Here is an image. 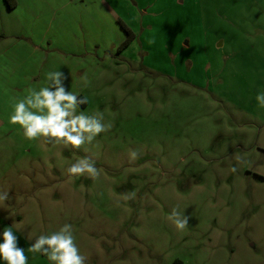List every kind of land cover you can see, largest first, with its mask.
<instances>
[{
    "label": "rangeland",
    "instance_id": "374dc122",
    "mask_svg": "<svg viewBox=\"0 0 264 264\" xmlns=\"http://www.w3.org/2000/svg\"><path fill=\"white\" fill-rule=\"evenodd\" d=\"M66 1L45 30L0 0V237L28 264H52L28 248L65 224L85 264H264V0ZM53 71L112 125L78 150L9 123ZM84 157L99 179L69 175Z\"/></svg>",
    "mask_w": 264,
    "mask_h": 264
},
{
    "label": "clouds",
    "instance_id": "9594fccd",
    "mask_svg": "<svg viewBox=\"0 0 264 264\" xmlns=\"http://www.w3.org/2000/svg\"><path fill=\"white\" fill-rule=\"evenodd\" d=\"M47 85L30 88L27 94L14 103L9 117L11 125L19 126L23 138L27 141L41 140L44 144L80 149L86 143L91 144L96 137L109 131L112 125L103 123V114H77L80 105L86 104L87 98L69 91L65 82L68 77L62 71L49 72L46 75ZM85 85L88 80L82 77ZM256 101L264 107V92L256 95ZM138 158L135 150L130 152V159ZM237 169L233 167L231 171ZM70 176L88 174L93 180L99 179L100 172L93 161L87 157L73 163L68 169ZM9 199L8 192L0 193V203ZM168 219L174 223L178 231L184 230L190 221L188 215H182L173 209ZM0 243V261L3 264H28L25 250L18 247L17 236L12 227L5 228ZM33 254L39 253L47 257L52 264H85V257L80 254L75 243L72 226L65 224L58 231L40 235L28 248Z\"/></svg>",
    "mask_w": 264,
    "mask_h": 264
},
{
    "label": "crops",
    "instance_id": "0c3cea01",
    "mask_svg": "<svg viewBox=\"0 0 264 264\" xmlns=\"http://www.w3.org/2000/svg\"><path fill=\"white\" fill-rule=\"evenodd\" d=\"M52 1L53 0H15V5L13 8H11V11L15 17V21L17 22V20H18L19 23H21L23 26L25 25L24 20H25V18H27V20L30 19L34 24L37 22H40V24L37 23V25H39L41 27H45L44 29L47 30V29H49L51 19L54 16L53 14L57 10V8L54 7L53 13H50V14H49L48 10H45V5L47 6V3H51ZM68 1L69 0H67L65 3H67ZM85 1H83V2H85ZM97 2H98V4L101 2L103 3L104 0H98ZM54 3H55V1H54ZM56 3H59V1H57ZM34 5H37V6L35 7ZM28 7L31 11H33V13H30L27 11ZM22 9L24 10V12H21ZM18 10H19V12H18ZM104 14H101V13H95L94 14L93 26L99 27L101 20H103L105 18ZM90 19L91 18H88L86 20V24H87V21ZM80 23L85 24V22L82 20ZM35 27H37V26H35ZM37 42L39 44V42H41V40H38ZM13 45L15 46V45H17V43L14 42ZM34 46L37 47V45H34Z\"/></svg>",
    "mask_w": 264,
    "mask_h": 264
},
{
    "label": "trees",
    "instance_id": "16d2710c",
    "mask_svg": "<svg viewBox=\"0 0 264 264\" xmlns=\"http://www.w3.org/2000/svg\"><path fill=\"white\" fill-rule=\"evenodd\" d=\"M4 1H5L6 5H7V7L10 8V9L13 8L14 5H15V0H4ZM120 26L122 27V29L126 33V37L121 42V46H125V45H127L132 40V38H133V32L131 31V29L129 27H127L126 25H124L122 22L120 23ZM79 97L82 98L81 95H79ZM84 105L85 104H83V106ZM175 262H178L179 263L180 261L174 260L173 263H175Z\"/></svg>",
    "mask_w": 264,
    "mask_h": 264
},
{
    "label": "flooded vegetation",
    "instance_id": "af4514ba",
    "mask_svg": "<svg viewBox=\"0 0 264 264\" xmlns=\"http://www.w3.org/2000/svg\"><path fill=\"white\" fill-rule=\"evenodd\" d=\"M179 261V260H178Z\"/></svg>",
    "mask_w": 264,
    "mask_h": 264
}]
</instances>
